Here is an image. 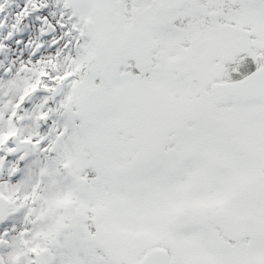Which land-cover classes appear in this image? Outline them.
Wrapping results in <instances>:
<instances>
[{
    "label": "snow or ice",
    "instance_id": "obj_1",
    "mask_svg": "<svg viewBox=\"0 0 264 264\" xmlns=\"http://www.w3.org/2000/svg\"><path fill=\"white\" fill-rule=\"evenodd\" d=\"M0 264H264V0H0Z\"/></svg>",
    "mask_w": 264,
    "mask_h": 264
}]
</instances>
